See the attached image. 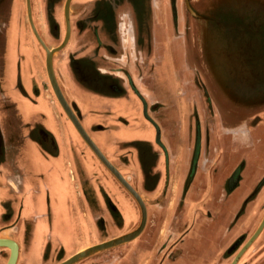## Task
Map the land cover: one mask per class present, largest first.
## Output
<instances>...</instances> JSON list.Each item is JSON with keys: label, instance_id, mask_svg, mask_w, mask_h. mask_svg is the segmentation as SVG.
Segmentation results:
<instances>
[{"label": "crops", "instance_id": "obj_1", "mask_svg": "<svg viewBox=\"0 0 264 264\" xmlns=\"http://www.w3.org/2000/svg\"><path fill=\"white\" fill-rule=\"evenodd\" d=\"M29 1L37 34L48 48L56 46L64 34V0L58 7ZM95 2L70 1L69 40L52 58L54 76L84 131L142 199L147 222L135 240L101 252L91 264H226L233 258L223 252L250 238L264 216V0H190L194 21L183 16L181 48L173 43L169 50L174 13L167 18L161 6L144 0L138 10H146L147 33L141 35L139 15L134 42L136 24L126 4ZM51 7L60 9L50 13ZM53 27L56 41L49 37ZM189 40L196 64L175 68L170 88L165 56L177 49L186 54ZM29 149L47 163L36 176L43 185L45 175H59L60 168L75 182L68 211L77 243L60 262L139 224L138 206L105 168L109 177L92 173L97 159L51 92L25 0H0V168L16 185L7 182L12 191L5 194L22 193L24 177L32 175L19 165ZM108 211L118 225L128 214V227H114ZM98 218L108 223L105 231L95 229ZM0 251L5 264L9 250Z\"/></svg>", "mask_w": 264, "mask_h": 264}, {"label": "rangeland", "instance_id": "obj_2", "mask_svg": "<svg viewBox=\"0 0 264 264\" xmlns=\"http://www.w3.org/2000/svg\"><path fill=\"white\" fill-rule=\"evenodd\" d=\"M53 1L54 0H51L49 4L52 6L54 3V5L57 7L60 6L62 2V0H59L57 3ZM136 1L139 2V4H141L142 6L143 0H136ZM151 1H153L155 6L157 5V6L162 7V11H164V14L166 13L165 16L167 18H169L168 17L169 12L174 13L172 22L170 21L171 22V29H170L171 41L168 42L167 48L169 50L173 43H177L179 46V43H180L179 40L183 32V26L180 23L185 14L183 1L182 0H151ZM169 2H170V5H169ZM194 7L195 6L192 4H191L192 10L189 9V7H185L190 15L188 16V23H191L192 20L194 21V11H196ZM59 9L60 8H58L57 10H52V7H51L50 13L51 12L57 13ZM145 11H146L145 8L144 9L141 8L140 13H139L140 20L142 22V26L140 27L141 35H145L147 33V27H146L147 15ZM162 11L159 12L157 10L156 16H159L157 17V20L163 19ZM181 13L183 14V16H181ZM161 24H164L163 20L161 21ZM49 33H50L49 37L51 39L58 40L59 30H57V28H54V27L53 29L51 28L49 30ZM208 37H209V34L205 35L204 38L202 37L204 39V40L202 39V42H205V40ZM187 45L189 47L187 48L188 50L186 54L184 52H182L183 54H181L180 49H177V51L174 52L173 54V56L179 55L180 62H178V65H175L173 57H170V55H166L165 53L166 56H165L164 64H166V66H169L171 69L169 73L170 76L168 75L166 76L167 83L165 84L167 86L170 85L171 86L170 88L176 86L175 84H176L177 74L175 75V72H174L175 68H179L181 67V65L182 67H184L186 65L185 63L190 64L192 62L193 65L196 64L197 49L195 47V41L189 40L187 42ZM179 48L181 47L179 46ZM201 49H202V46H201ZM199 52L201 53V51ZM237 61L242 62L241 57L237 58ZM240 64L241 63H239L238 65ZM194 67H192L191 69L189 68L191 72L194 69ZM193 74L195 77L194 72ZM182 75H183V72H182ZM162 81H164V79H162ZM78 144L82 145V143L80 142H78ZM87 161L90 162L89 159ZM0 164H1V159H0ZM22 164L23 165L25 164L27 166L26 167L27 173L29 174V172L31 171L32 175H29L28 177H24L25 181L22 186L23 187V190L21 191L22 193L15 195L14 198L18 199L20 195L22 194L24 195L22 198L23 200H21L23 204L22 222H23V225H27V226L29 225L30 227L25 228L24 238H21L20 232H9L7 230L5 231L4 230L5 221L3 220V216H2L3 210L0 208V236H6V237H9L17 241L19 251H18V257H17L18 259H17L16 264H50L51 260L49 259L51 258L50 257L48 259L45 258V255L49 251L55 250L57 248L63 249L62 257H65L67 253L69 254V251H71L74 245L77 243L78 234L75 232L76 225H75V222H73V218L71 217L68 211V205L70 203V196H74L75 194L74 189L72 188V183H75V182L74 181L69 182L70 179H68L69 177L66 174L65 170L63 168H60L58 171L59 175L58 174L56 175V173H53L51 177H47L45 175V177L43 178L45 179L44 185H43L40 179H36V176H37V173H39V171L41 172L47 169V163L42 166L41 162L36 158V155L34 156L32 154L30 149H29V153H27L26 155H23V157L21 158V161L19 162L20 167L22 166ZM94 165L95 167L91 166V170H93L92 173H94L95 170H99L105 176H108V177L110 176L106 171H104L99 161L97 160L96 162L94 161ZM72 174L74 177H76L75 171L72 170ZM10 181L14 182V180H11L9 175L5 174V172L0 168V201L5 200L7 198V195L5 193L6 191L11 190L10 185L7 184V182H10ZM13 185L15 188L16 187L15 182ZM76 187L78 191L79 189L81 190V192L80 191L79 192L82 195V186L80 184H77ZM35 190H38L39 192H36ZM51 193H53V195L55 196V198L53 199L56 200V204L58 205L60 212L55 213L52 204H50V203H53L51 199L52 198ZM45 198L49 199V204H50L49 208L47 207L45 208V205H44ZM104 205L106 206V202L104 203ZM15 207L17 208L18 206H15ZM105 208L109 210L107 206ZM93 213L96 214L97 212H93ZM112 215L114 216V214ZM109 217H111L110 213H109ZM131 219L132 218H127V217L120 218V224L118 225L114 223L115 219L113 218L112 223L114 227L116 226L118 228H122L123 226L130 224ZM101 220L103 221V219ZM93 224H94L95 229L99 232L97 227L98 225H100V223L98 224V221L96 220L95 222L94 220ZM103 225H104L103 229H105L108 223L107 225L106 224H103ZM245 240L240 247L243 246V244L245 243ZM263 243L264 241L260 242V244L257 247H255V249L257 250L256 252L255 251L252 252L244 260L237 262V264H252L253 256L259 254L258 249ZM240 244L241 242H238V239H237L235 243L233 244V247H231L229 250L226 249L223 252L224 257H227L229 255L228 251L235 250ZM0 254L3 255V257H5L6 253H3L2 251H0ZM3 259L4 258H2V260Z\"/></svg>", "mask_w": 264, "mask_h": 264}, {"label": "water", "instance_id": "obj_3", "mask_svg": "<svg viewBox=\"0 0 264 264\" xmlns=\"http://www.w3.org/2000/svg\"><path fill=\"white\" fill-rule=\"evenodd\" d=\"M71 0H65L62 7V16H63V38L59 44H57L54 47L48 48L45 43L42 41V39L37 34L33 22L31 19V11H30V1L25 0V14L27 19V24L29 26L30 32L32 36L34 37L37 44L40 46V48L44 52V68L47 76V81L49 84V87L51 89V92L59 105L60 109L62 110L63 114L67 118V120L70 122L71 126L74 128L80 139L84 142V144L89 148L93 156L99 161V163L105 168V170L116 180V182L123 188V190L132 198V200L136 203V205L139 208L140 212V220L139 224L131 230V232H128L126 234H123L121 236L114 237L112 239L100 242L98 244H95L93 246H90L89 248L84 249L82 252H78L77 254L72 255L68 259L58 263V264H72L76 260H79L78 257L83 255L90 257L94 254H97L99 252L123 245L127 243V241L132 240L134 237H136L139 232L142 230L144 224H145V206L140 198V196L137 194V192L129 185V183L125 180V178L122 177V175L117 171L115 167H113L109 161L106 159V157L101 153V151L97 148V146L93 143V141L90 139V137L87 135V133L84 131L82 126L80 125L76 115L74 114L71 107L67 104L65 101L63 95L60 92V89L57 85L54 73H53V67H52V58L55 56L56 53L60 52L64 49L66 46V43L69 40L70 35V25H69V3ZM264 228V217L261 220V223L255 230V232L252 234V236L245 242V244L237 251L233 259L229 262V264H237L238 258L241 256V253L244 252V250L247 249V247L253 242V240L261 233V231ZM0 246H5L9 250V254L6 260L5 264H15L18 254V246L16 242H14L11 239H0ZM101 250V251H100ZM82 253V254H81ZM243 254V253H242ZM87 258V257H86ZM83 259L79 260L82 261ZM78 261V262H79ZM77 262V263H78Z\"/></svg>", "mask_w": 264, "mask_h": 264}, {"label": "flooded vegetation", "instance_id": "obj_4", "mask_svg": "<svg viewBox=\"0 0 264 264\" xmlns=\"http://www.w3.org/2000/svg\"><path fill=\"white\" fill-rule=\"evenodd\" d=\"M109 1L110 0H98V2L97 3L95 2V3L96 4H104V5H107ZM117 1L124 2L126 4V6L130 9L131 18L134 21V23L136 24V27H135L134 31H131L132 34H133V40L135 42L134 35L136 36V38L138 37V25L137 24L139 22V10H138L139 2H137L136 0H117ZM182 1L184 3V11H185V14H187V16H190L189 15V12L185 8V7H189V9H191L190 0H182ZM182 16H183V14H182ZM194 16H195V14H194ZM156 17H159V16H156ZM158 31H159V33H161L159 29H158ZM136 40H138V38ZM173 59L175 61V64L178 63V62H180L179 55H177V56L174 55L173 56ZM17 194L18 193H12V192L7 193L6 194L7 195V198L5 200H1L0 201V208L3 210L2 216H3V220L5 221L4 230L5 231L7 230L9 232H20L21 238H24L25 228L26 227H30V226L29 225L28 226L27 225H23V222H22V220H23V218H22V209H21L23 204H22V201L21 200H23L22 198H23L24 195L22 194V195L19 196L18 199H15L14 196L17 195ZM44 202H45L44 203L45 208L46 207L49 208V199L48 198H45L44 199ZM104 202H106L107 204L109 203L107 200H104ZM13 206H18L16 211L13 210ZM109 213L111 215L110 218L113 221V218L114 217L112 215V212H109ZM127 217H128V215H127ZM97 221H98V224L100 223V225H98V227H97L98 230L99 231H103V230L105 231V229H103L104 228L103 221L100 218H98ZM263 230H264V228H263ZM263 230L261 231V233L263 232ZM261 233H260L259 236H261ZM7 238H9V237H7ZM9 239H11V238H9ZM12 240H14V239H12ZM254 240H253V242H254ZM14 241H16V240H14ZM242 241H243V236L241 238H238V242H242ZM242 243H241V245H242ZM249 246H251V245H249ZM231 247H233V246L231 245ZM230 248H228V250ZM234 251L235 250L228 251L229 252V255L228 256L230 258L234 257V255L237 253V250L235 252ZM258 251H259V254L253 256V258H252V264H264V243L260 246V248L258 249ZM255 252H256V250H255ZM100 253L101 252H99L97 254H94V255H92L90 257H87V258L83 259L82 261H79L76 264H91L93 262V260H95V259L98 258V255ZM62 254H63V249L57 248L55 250L49 251L45 255V258L48 259L50 257L51 258V259H49V260H51V263L50 264H56V263L60 262L61 260H63L65 258V257H62ZM231 260H229L226 264H228Z\"/></svg>", "mask_w": 264, "mask_h": 264}, {"label": "bare ground", "instance_id": "obj_5", "mask_svg": "<svg viewBox=\"0 0 264 264\" xmlns=\"http://www.w3.org/2000/svg\"><path fill=\"white\" fill-rule=\"evenodd\" d=\"M64 1H65V0H64ZM63 3H64V2H63ZM69 6H70V3H69ZM66 44H67V43H66ZM53 73H54V71H53ZM129 185H130V184H129ZM131 187H132V186H131ZM145 215H146V216H145V224H144L142 230L139 232V234H138L136 237H134V238H133L132 240H130V241L135 240V239H136V238L142 233V231H143V229H144V227H145V225H146V222H147V213H146V212H145ZM263 217H264V216H263ZM263 217H262V218H263ZM261 220H262V219H261ZM260 222H261V221H260ZM260 222H259V223H260ZM258 225H259V224H258ZM256 228H257V226H256ZM256 228H255V229H256ZM255 229H254V231H255ZM254 231H253V232H254ZM253 232H252V233H253ZM252 233H251V234H252ZM251 234H250V236H251ZM0 239H8V238H0ZM11 240H12V239H11ZM247 240H248V239H247ZM247 240H246L245 242H247ZM13 241H14V240H13ZM130 241H127V243L130 242ZM14 242H15V241H14ZM16 244H17V243H16ZM125 244H126V243H125ZM244 244H245V243H244ZM244 244H243V245H244ZM17 246H18V244H17ZM0 248H5V249L8 250V248H6L5 246H0ZM88 248H89V247H88ZM82 251H83V250H82ZM82 251H80V252H82ZM100 251H101V250H100ZM244 251H245V250H244ZM242 253H243V252H242ZM242 253H241V255H242ZM81 254H82V253H81ZM88 255H89V254H87V256H86V255H85V256L81 255V256L78 257V259H79V260L84 259V258L88 257ZM234 256H235V255H234ZM17 257H18V254H17ZM239 258H240V257H239ZM239 258H238V259H239ZM79 260H76V261L73 262L72 264H76ZM16 261H17V259H16ZM15 264H16V263H15ZM228 264H229V263H228Z\"/></svg>", "mask_w": 264, "mask_h": 264}]
</instances>
